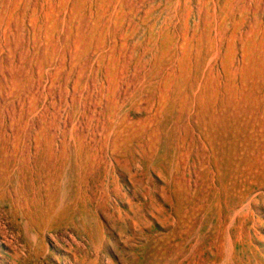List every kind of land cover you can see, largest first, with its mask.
Listing matches in <instances>:
<instances>
[{"label": "bare ground", "instance_id": "obj_1", "mask_svg": "<svg viewBox=\"0 0 264 264\" xmlns=\"http://www.w3.org/2000/svg\"><path fill=\"white\" fill-rule=\"evenodd\" d=\"M109 29L89 42V61L97 62L92 85L65 93L75 120L66 115L56 129L14 130L13 150L0 131L5 217L18 219L37 246L45 230L69 224L101 246L111 234L101 221L107 218L131 252L127 264H216L209 253L222 260L224 251L226 263L250 264L254 217L236 215L239 182L217 163L222 138L212 119L235 104L221 92L213 64L194 75L192 50L175 47L179 41L183 48L188 32L182 41L166 31L153 35L157 49L144 59L145 51L128 46V28L107 37ZM196 36L197 59L218 48L209 32ZM108 38L112 46L102 48ZM64 173L67 191L55 200ZM240 250L244 263L236 259Z\"/></svg>", "mask_w": 264, "mask_h": 264}, {"label": "rangeland", "instance_id": "obj_2", "mask_svg": "<svg viewBox=\"0 0 264 264\" xmlns=\"http://www.w3.org/2000/svg\"><path fill=\"white\" fill-rule=\"evenodd\" d=\"M179 1L0 0L2 142L13 150L9 134L14 130L27 134L46 125L56 129L72 114L65 93L92 85L97 62L89 61L88 46L104 37L100 32L104 27L110 28L107 37L113 30L120 33L128 28V46L145 51L144 59L156 51L155 36L162 31L177 38L181 35V41L188 32L183 48L176 41L178 54L192 50L187 64L194 75L207 72L213 64L221 92L235 104L215 112L217 119L212 117L214 130L222 138L217 163L231 170L239 182L236 215L254 217V223L249 222L251 248L246 247L250 264H264V0H186L181 7ZM201 30L212 34L218 48L203 49L197 59L195 38ZM109 46L110 39L102 48ZM63 178L55 200L66 194V173ZM5 216L0 207V227L6 233L0 238L6 242L0 245V264H127L125 260L132 257L107 218L101 221L111 234L101 246L92 244L79 224L80 231L70 224L45 230L37 246L18 219ZM223 255L220 260V255L209 253L216 264H228L227 252ZM245 258L240 250L237 261L244 263Z\"/></svg>", "mask_w": 264, "mask_h": 264}]
</instances>
